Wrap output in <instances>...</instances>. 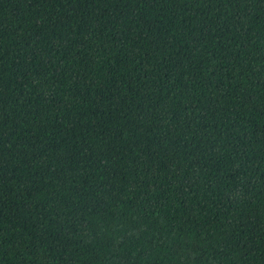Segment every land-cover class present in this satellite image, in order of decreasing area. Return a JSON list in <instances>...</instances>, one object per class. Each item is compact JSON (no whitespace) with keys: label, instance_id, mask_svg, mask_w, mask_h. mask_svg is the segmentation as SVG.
I'll use <instances>...</instances> for the list:
<instances>
[{"label":"trees","instance_id":"obj_1","mask_svg":"<svg viewBox=\"0 0 264 264\" xmlns=\"http://www.w3.org/2000/svg\"><path fill=\"white\" fill-rule=\"evenodd\" d=\"M0 264H264V0H0Z\"/></svg>","mask_w":264,"mask_h":264}]
</instances>
